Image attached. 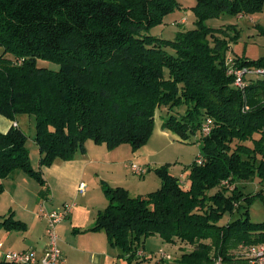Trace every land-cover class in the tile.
Returning a JSON list of instances; mask_svg holds the SVG:
<instances>
[{"label":"trees","instance_id":"1","mask_svg":"<svg viewBox=\"0 0 264 264\" xmlns=\"http://www.w3.org/2000/svg\"><path fill=\"white\" fill-rule=\"evenodd\" d=\"M179 5V0H0V114L12 121L35 116L40 156L34 168L28 136L18 123L0 130V196L3 180L17 169L36 178L44 195L43 167L85 153L89 139L137 151L153 132L157 109L186 105L162 127L184 139L200 134L202 161L193 164L188 187L167 164L155 168L161 186L145 195L102 186L108 204L92 230L105 232L120 250L118 257L130 264L144 261L137 255L140 244L156 234L194 246L170 261L158 252L164 264H214L220 255L226 264L231 247L264 244V220L253 221L251 202H244L253 195L237 185L254 176L264 181V60L236 56L240 69L263 70L245 75L244 87L238 86L225 66L236 28L205 23L224 13L253 14L264 0H196V28L174 39L149 33ZM12 213L0 217V228L25 230L26 223ZM227 213L239 215L220 223Z\"/></svg>","mask_w":264,"mask_h":264},{"label":"rangeland","instance_id":"2","mask_svg":"<svg viewBox=\"0 0 264 264\" xmlns=\"http://www.w3.org/2000/svg\"><path fill=\"white\" fill-rule=\"evenodd\" d=\"M180 5L176 7L171 13L165 16L162 23L155 25L149 31L150 34L165 38L174 39L178 32L192 30L197 27L196 14L193 10L196 0H179ZM206 25L213 28H229L230 25L234 26L237 30L238 37L235 41H231L226 57L225 66L228 67V57H233V64L231 66L232 73H228L236 79V72L240 69V66L235 60L236 56H244L248 59H263L264 60V7L249 15H230L227 13L221 14L216 17H211L205 21ZM235 31H232L234 34ZM3 47L0 46V53L3 52ZM170 52H174L171 48H168ZM39 65L47 66L49 68L58 69L59 65L55 62L47 60H38ZM247 75V74H246ZM250 75V74H249ZM244 82L240 87H244ZM186 105L175 107L172 110H168L162 106L157 109L155 116V124L153 132L147 143H150L154 148H157L159 152L152 156L151 163L145 165L144 173L137 174L131 168L134 163L132 159H126L120 164L122 176L126 178V181L135 189L129 190L133 196L145 195L148 192L158 189L161 186V179L153 172V168L160 167L164 164L168 165L169 171L182 180L186 187L190 185L189 174L193 164L201 157V138L200 134H190L188 139L182 138L176 132L171 130L161 132L162 123L171 114L180 116L185 112ZM0 117H4L0 114ZM3 119V118H2ZM6 119V118H4ZM19 126L25 131L28 136L26 146L29 149L30 161L34 168L39 166V148L35 141L36 121L34 115L22 114L17 118ZM15 123L14 125H16ZM203 131V126H202ZM259 136L256 134V137ZM88 142L93 140L89 139ZM86 141V146H87ZM246 144L252 145L251 141H247ZM124 147L131 149L129 144H124ZM122 149V148H120ZM132 150V149H131ZM138 165L143 166L138 163ZM144 167V166H143ZM147 169H149L147 171ZM4 181V192L0 197V217L8 215L13 212L14 219H21L27 223L26 234H37L41 238L44 235L46 227V219L43 217V210L50 211V209L56 208L59 201H48V194H40L42 186L39 181L24 172L21 169H17L11 173V175ZM227 184V181H225ZM111 184V183H110ZM237 185L243 189V192L251 193L250 199L244 200V202L250 201L249 215L253 221L264 220V181L258 177H249L247 179H240L237 181ZM16 186V191L14 190ZM231 187V185L228 184ZM233 188V187H231ZM17 193V194H16ZM12 194H16V197L12 198ZM246 197V196H245ZM17 198V199H16ZM231 217L230 213L224 215L220 223L228 222ZM3 228H0V242L5 244L4 249L0 250V259L4 257L7 249H16L10 246L7 241L4 242ZM20 235V234H17ZM38 239V238H37ZM264 246V244L249 246L246 244H237V246L231 247L229 255L231 260L226 264H264L252 257L251 249L253 247ZM3 247V246H2ZM116 252L120 251L118 248L112 246ZM142 251L138 252V257L144 258L141 264H158L157 260L160 258L157 253L164 251L169 254L171 258L162 257L164 261H170L179 256L184 251H191L194 246L192 244L178 241V243H169L164 240L160 235L148 236L144 242L140 244ZM18 250V249H17ZM8 251V250H7ZM250 255L253 259V263L247 260V256ZM152 256L153 262L150 263L148 259ZM244 258V259H243ZM164 261L160 264H164ZM215 261V262H214ZM214 264H223L224 257L218 256L213 260ZM243 262V263H242ZM114 264H130L126 259L115 261ZM131 264H137L133 262Z\"/></svg>","mask_w":264,"mask_h":264},{"label":"crops","instance_id":"3","mask_svg":"<svg viewBox=\"0 0 264 264\" xmlns=\"http://www.w3.org/2000/svg\"><path fill=\"white\" fill-rule=\"evenodd\" d=\"M4 118L6 117H0L1 131H7L12 125L18 123V121ZM165 130L163 128L161 132L167 134ZM158 152L159 150L150 143H146L137 151H132L124 147V144L116 148H108L105 144L87 141L85 153L78 152L72 160H56L51 166L43 167L42 171L48 188L46 192L48 201L51 203L59 201L56 208H62L67 203L73 204L69 215L57 225L58 244L65 258V264H114L115 261L125 260L124 257H118L120 251L116 252L112 249L105 232L92 230L98 212L108 204L102 186L107 184L112 187L123 186L128 190L135 189L122 176L120 164L126 159H132L145 168V165L151 163V157ZM155 168L153 172L156 174ZM82 182L86 184L83 192L79 190ZM14 190L16 191V186ZM16 194H12V198L16 197ZM45 224L47 226V223ZM3 230L4 242L7 241L13 247L16 244L17 247L7 250L33 248L37 250L39 256H42L48 247L46 227L42 238L37 234H26L27 223L25 230L8 231L4 228ZM0 243L3 244L0 248L2 250L5 244ZM149 258L148 261L153 262L154 258L152 256ZM246 258L250 263L253 261L250 255ZM4 259L5 257L0 260ZM157 263L162 262L158 259Z\"/></svg>","mask_w":264,"mask_h":264},{"label":"built area","instance_id":"4","mask_svg":"<svg viewBox=\"0 0 264 264\" xmlns=\"http://www.w3.org/2000/svg\"><path fill=\"white\" fill-rule=\"evenodd\" d=\"M233 57H228V67L227 73H232L231 66L229 64H233ZM262 69H254V68H243L239 69L236 72V81L237 85H241L244 80L243 77L246 74H257L262 73ZM211 121L208 120V123ZM205 124L203 126V134H208L210 131L209 124ZM202 158H198V162L200 163ZM133 171L137 174L144 173V167L134 163L131 167ZM86 184L84 182L80 183L79 190L83 192L85 190ZM73 204L67 203L62 208L52 209L50 211L43 210V217L47 219L46 226V235L48 238V247L45 249L42 256H39L36 249H22V250H8L5 252L4 257L7 261L13 264H65V258L63 257L62 250L58 244V234H57V225L63 221L70 213ZM3 246L0 243V248ZM252 257L254 256L257 260L264 262V246L253 247L251 249ZM160 257L171 258V256L164 251H159Z\"/></svg>","mask_w":264,"mask_h":264}]
</instances>
